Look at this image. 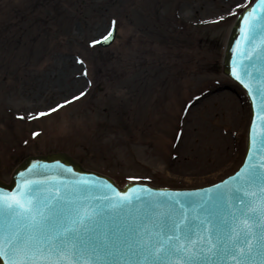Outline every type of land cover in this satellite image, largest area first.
<instances>
[{"label": "rangeland", "instance_id": "rangeland-1", "mask_svg": "<svg viewBox=\"0 0 264 264\" xmlns=\"http://www.w3.org/2000/svg\"><path fill=\"white\" fill-rule=\"evenodd\" d=\"M252 1L0 0V179L53 152L120 186L232 172L249 111L221 57ZM113 21L112 43L94 46Z\"/></svg>", "mask_w": 264, "mask_h": 264}, {"label": "snow or ice", "instance_id": "snow-or-ice-1", "mask_svg": "<svg viewBox=\"0 0 264 264\" xmlns=\"http://www.w3.org/2000/svg\"><path fill=\"white\" fill-rule=\"evenodd\" d=\"M244 21L249 29L246 39H251L258 25L264 26V0H258ZM112 34L110 31L104 42ZM260 40L264 45V32L260 33ZM233 76L252 94L253 88L240 72L234 71ZM257 116L261 121L260 143L264 145V94ZM255 137L254 120L250 130L252 145ZM257 154L259 149L256 154L250 152V162L231 177V185L224 182L223 191L217 193L218 200L229 205L233 199L239 203L220 223H215L211 214L201 216L195 209L189 217L179 199L163 193L175 202L176 209L154 212L155 230L142 228L123 239L107 232L98 238L92 235V226L106 215L130 207L134 200L141 199L139 195L121 194L111 186L108 190L112 195L93 194L92 189L99 192V186L83 179L53 195L51 191H40L44 187L42 182L26 180L16 193L0 192V261L2 264H229L230 260L231 264H257L259 259V264H264V171L261 170L264 164L254 162ZM212 199L210 192L205 193L204 203ZM153 207L158 209V205ZM198 207L203 208L204 204ZM193 234L206 245L210 255H205L203 247L197 251L185 243Z\"/></svg>", "mask_w": 264, "mask_h": 264}, {"label": "water", "instance_id": "water-1", "mask_svg": "<svg viewBox=\"0 0 264 264\" xmlns=\"http://www.w3.org/2000/svg\"><path fill=\"white\" fill-rule=\"evenodd\" d=\"M258 0H254L252 4L246 7L235 19L226 41L225 50L222 59V70L225 75L234 80L246 92L250 105V120L246 135V149L243 159L239 166L227 176L205 186L194 188H157L145 183L127 182L122 187H119L112 178L100 173L85 169L79 162L65 152H54L41 155H29L24 157L21 162L13 170L8 183L0 179V192L16 193L18 188L24 185L27 181H40L44 185L40 189L41 192L51 191L53 195H59L65 188L71 187L81 179L89 181L90 184L99 186V192L96 188L92 189L93 194H103L107 192L108 186L116 189L121 194L139 195L141 199L134 200L130 207L119 210L117 213L106 215L99 222L92 226L94 232L92 235L101 237L105 232L110 236L123 239L134 235L135 231L148 228L156 229L154 212H166L170 208L175 210L174 201L169 200V196H174L184 204V211L189 217L194 215L195 209L199 215H209L214 219L215 223H220L222 218L227 217L230 211H235L239 207L236 200H232L231 205L223 200L217 199V193L223 191L224 182L232 184L233 177L241 168L244 167L248 160L249 153L256 154V150H260V154L256 155L255 163L257 165L264 164V145L260 143L261 121L257 116L261 95L264 94V45L261 44L260 33L264 32V26L258 25L257 32L251 39H246L249 36V29L245 24L244 17L247 12L256 8ZM259 14V10H258ZM111 38L104 42V39L97 42L102 46H108L115 35V29ZM240 72L246 83H249L253 88L252 94H249L247 88L244 87L233 76V72ZM256 122V137L255 145L250 143V130L252 122ZM264 171V168L261 169ZM219 185L220 188L215 186ZM141 189H149L151 191L142 192ZM213 196L211 201L204 203L205 193ZM163 193H168L169 196H164ZM97 204L99 202H96ZM204 204L203 208L198 205ZM153 204L158 205V209L153 207ZM186 244L194 246V250L204 248L205 255H210L207 252L206 245L202 244L198 237L193 234L190 241ZM133 259H140L135 257ZM2 264V261H0ZM229 264L231 261L229 260ZM259 264V259H257Z\"/></svg>", "mask_w": 264, "mask_h": 264}, {"label": "bare ground", "instance_id": "bare-ground-1", "mask_svg": "<svg viewBox=\"0 0 264 264\" xmlns=\"http://www.w3.org/2000/svg\"><path fill=\"white\" fill-rule=\"evenodd\" d=\"M221 96H222V98H221V99H222L223 101H227V98H226V96H225L224 94H221ZM248 111H249V112H248V120H249V117H250V108H249V103H248ZM198 187H199V186H198Z\"/></svg>", "mask_w": 264, "mask_h": 264}]
</instances>
